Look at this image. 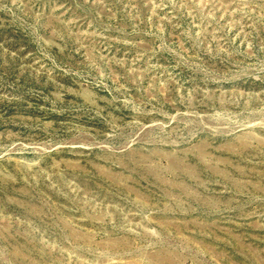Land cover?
Listing matches in <instances>:
<instances>
[{
    "label": "rangeland",
    "instance_id": "374dc122",
    "mask_svg": "<svg viewBox=\"0 0 264 264\" xmlns=\"http://www.w3.org/2000/svg\"><path fill=\"white\" fill-rule=\"evenodd\" d=\"M0 264H264V0H0Z\"/></svg>",
    "mask_w": 264,
    "mask_h": 264
}]
</instances>
